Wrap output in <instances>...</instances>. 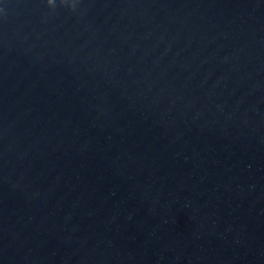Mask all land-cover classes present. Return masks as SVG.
<instances>
[{
  "label": "water",
  "instance_id": "obj_1",
  "mask_svg": "<svg viewBox=\"0 0 264 264\" xmlns=\"http://www.w3.org/2000/svg\"><path fill=\"white\" fill-rule=\"evenodd\" d=\"M54 4L0 0V264H264V0Z\"/></svg>",
  "mask_w": 264,
  "mask_h": 264
},
{
  "label": "clouds",
  "instance_id": "obj_2",
  "mask_svg": "<svg viewBox=\"0 0 264 264\" xmlns=\"http://www.w3.org/2000/svg\"><path fill=\"white\" fill-rule=\"evenodd\" d=\"M48 2L50 3V4H52L53 6L52 7H54L55 6V4H54V0H48ZM51 7V8H52Z\"/></svg>",
  "mask_w": 264,
  "mask_h": 264
}]
</instances>
